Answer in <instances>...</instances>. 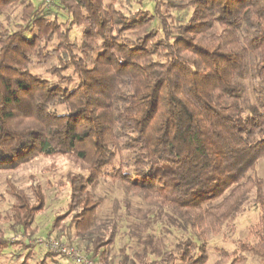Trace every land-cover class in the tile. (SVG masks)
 <instances>
[{"label":"trees","instance_id":"trees-1","mask_svg":"<svg viewBox=\"0 0 264 264\" xmlns=\"http://www.w3.org/2000/svg\"><path fill=\"white\" fill-rule=\"evenodd\" d=\"M118 1L0 0V18L20 9L13 30L0 22V170L36 157L85 165L47 236L58 231L98 264H136L127 244L107 257L123 228L141 245L138 264H206L208 237L234 234L249 204L255 222L213 264H246L248 255L264 264V0H148L150 9L126 12ZM52 62L54 80L32 72ZM106 179L150 213L129 222L117 205L98 222L103 199L91 190ZM9 191L0 252L18 245L29 258L32 248L7 236L37 233L44 197ZM165 233L175 241L163 250Z\"/></svg>","mask_w":264,"mask_h":264},{"label":"rangeland","instance_id":"rangeland-1","mask_svg":"<svg viewBox=\"0 0 264 264\" xmlns=\"http://www.w3.org/2000/svg\"><path fill=\"white\" fill-rule=\"evenodd\" d=\"M32 1L35 3L44 1L46 5V0ZM106 3H108V0H106ZM142 6L144 9H150L148 0H119L116 4V7L118 9L121 8L124 12L135 10ZM177 15L184 22L189 18L190 12L177 13ZM19 16L20 9L18 10L14 7L5 12V14L0 18V22L8 29L13 30L14 26L20 23ZM78 31V29H74L72 32V39H74L77 43L80 42ZM53 64L54 62L37 66L32 69V72L40 74L43 78L48 80H54L48 72V68ZM244 82L245 85L248 86L249 79H245ZM247 93L249 98L248 101H252L250 91L248 90ZM257 173L264 179V163H259ZM76 175L86 177V166L73 158L66 156L36 157L17 169L0 170V213L2 215L9 213V207L13 203V199L9 191L10 187L17 189L19 192H22L24 195L29 197L32 203L34 202L35 197L33 190L37 189L42 194V197H44V207L33 220L32 228L37 227L38 231L33 237L29 238L37 239L47 237L54 218L58 215L65 216L67 213V203L70 197L69 178ZM91 192L94 197H100L103 199V203L97 214L98 222H104L106 218L109 219V217L112 218L114 213L113 210L117 205L121 207L125 204L127 205L129 211L126 215H129V222H131L132 219L137 220L138 218H142L141 216L150 213L149 205L137 198V196H134L131 193H125L118 187L117 183L111 180H100L98 185L94 187ZM256 217V207L249 204L245 211L235 220L234 234H230L225 231L224 234L219 236L208 237L206 246V264H213L217 260L218 256L216 251L218 249H224L227 251L233 250L235 248L234 241L238 239L241 240L247 235L248 226L255 222ZM69 218L70 217L64 219L61 225L67 227L69 225ZM107 221L108 220H106L105 223H107ZM143 226H145V223H142V225L139 226V231H141L138 234H142L144 236L145 233L142 232L144 230ZM134 233L136 234L137 232L134 230ZM57 234L58 231L51 233L54 237H56ZM70 234L72 236L74 234V230L72 228L70 230ZM131 234L132 231H129V229L127 230V228H123L121 230L115 239V243L107 249L108 259L117 257L119 249L124 244H127L129 255L133 258L135 263L138 264V254L140 252L141 245L137 241V238ZM14 235L16 234H9L7 237L8 239H11ZM23 238L29 239L28 237ZM59 240L66 241L65 237H61ZM174 241V236L165 233L161 242L162 246L163 244L165 246L163 250L169 249V245ZM31 248L33 252L27 259L30 260L28 261V264H32L39 258L45 259V264H56L58 261L64 262V259L58 255L45 258L46 253L41 251L38 246ZM27 252L28 249H24L22 246L13 245L11 248L0 252V264H21ZM95 263L98 264L97 260H95ZM246 264H259V260L255 256L248 255Z\"/></svg>","mask_w":264,"mask_h":264},{"label":"built area","instance_id":"built-area-1","mask_svg":"<svg viewBox=\"0 0 264 264\" xmlns=\"http://www.w3.org/2000/svg\"><path fill=\"white\" fill-rule=\"evenodd\" d=\"M52 0H46V6L51 4ZM29 238V237H28ZM24 240V243L30 247L38 246L39 249L58 255L60 257H66L70 264H96L95 261L84 254L75 245H72L66 241L57 239L54 236H47L44 238H23L21 235H14L10 240Z\"/></svg>","mask_w":264,"mask_h":264},{"label":"crops","instance_id":"crops-1","mask_svg":"<svg viewBox=\"0 0 264 264\" xmlns=\"http://www.w3.org/2000/svg\"><path fill=\"white\" fill-rule=\"evenodd\" d=\"M30 256H31V255H30ZM27 259H28V258L24 257L22 263H24V264H28V263H29L28 261H30V260H27ZM41 260H42L41 258L36 259L35 262H33L32 264H37V262H39V261H41ZM44 261H45V259H44ZM22 263H21V264H22ZM56 264H70V263H68L67 261L64 260V262H63V261H58V263H56Z\"/></svg>","mask_w":264,"mask_h":264}]
</instances>
